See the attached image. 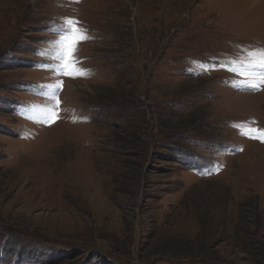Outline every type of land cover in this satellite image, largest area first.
<instances>
[{"label": "rangeland", "instance_id": "obj_1", "mask_svg": "<svg viewBox=\"0 0 264 264\" xmlns=\"http://www.w3.org/2000/svg\"><path fill=\"white\" fill-rule=\"evenodd\" d=\"M69 17L91 74L44 126ZM242 48L264 0H0V264H264V89L193 64Z\"/></svg>", "mask_w": 264, "mask_h": 264}, {"label": "snow or ice", "instance_id": "obj_2", "mask_svg": "<svg viewBox=\"0 0 264 264\" xmlns=\"http://www.w3.org/2000/svg\"><path fill=\"white\" fill-rule=\"evenodd\" d=\"M89 39L91 37L87 34V30L80 26V22L69 17L65 18L59 26L57 39L48 41L49 48L40 51V55L46 56L54 62L52 66H49V70L54 72L58 79L55 84L44 86L51 90L48 99L55 103L49 106H34L32 111L38 115L28 117L33 119V122L50 126L60 118L59 90L63 87V80L59 77L66 76L77 79L87 78L91 74L90 70L80 67L81 60L76 55L79 51V45ZM193 64L200 70L201 74L222 70L239 77L238 81L232 82L234 88H247L251 91L264 89V48H242L236 57L225 60L211 58L209 62L194 61ZM77 120L87 122L88 118L73 116V122L75 123ZM255 123V121L242 122L232 126L238 128L242 136L264 143V129L252 127ZM213 170L218 171L219 166L214 165Z\"/></svg>", "mask_w": 264, "mask_h": 264}]
</instances>
